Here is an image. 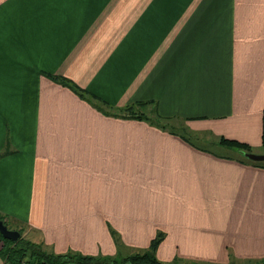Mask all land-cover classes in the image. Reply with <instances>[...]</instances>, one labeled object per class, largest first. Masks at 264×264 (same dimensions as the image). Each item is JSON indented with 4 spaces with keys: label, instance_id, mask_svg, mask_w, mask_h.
<instances>
[{
    "label": "crops",
    "instance_id": "crops-1",
    "mask_svg": "<svg viewBox=\"0 0 264 264\" xmlns=\"http://www.w3.org/2000/svg\"><path fill=\"white\" fill-rule=\"evenodd\" d=\"M263 111L264 0H0V216L56 253L264 260V167L200 145Z\"/></svg>",
    "mask_w": 264,
    "mask_h": 264
},
{
    "label": "trees",
    "instance_id": "trees-1",
    "mask_svg": "<svg viewBox=\"0 0 264 264\" xmlns=\"http://www.w3.org/2000/svg\"><path fill=\"white\" fill-rule=\"evenodd\" d=\"M78 96H87L83 90L77 86L69 85ZM91 99H95L90 97ZM125 113H133V106L126 109ZM137 118H143L142 114L138 113ZM219 146L235 148L237 151L247 152L250 151L248 144L241 143L236 140H230L220 137L217 143ZM261 146L264 147V111L262 115V131H261ZM254 165H259L264 167V163H252ZM0 220L3 217L0 216ZM4 222V220H3ZM6 224V222H4ZM7 226V224H6ZM19 232V231H18ZM110 235L112 232H110ZM20 238L16 242H11L5 240L0 235V243L2 244L1 255L7 264H184L181 260H173L170 263H163L156 258V250L164 238L162 232H157L154 238L149 241L148 247L143 249L144 251L135 252L129 255L121 257L105 256V255H85L77 251H67L65 253H46L44 252L36 243L29 242L22 238L21 233ZM5 254L7 255L5 258ZM105 256V257H103ZM112 257V258H111ZM264 260L252 261L247 263H235L230 264H262ZM205 264H216V263H205Z\"/></svg>",
    "mask_w": 264,
    "mask_h": 264
},
{
    "label": "rangeland",
    "instance_id": "rangeland-1",
    "mask_svg": "<svg viewBox=\"0 0 264 264\" xmlns=\"http://www.w3.org/2000/svg\"><path fill=\"white\" fill-rule=\"evenodd\" d=\"M133 111L135 112H140L143 117H149V119L151 120H155L158 124L161 125H166L163 126V128L168 129L173 131V129L175 128L174 132L179 134L180 136L184 137L186 140H188L189 142H191L192 144H195L198 146L196 140L192 139V138H188L187 133L188 132H192L193 130L184 122L178 123L176 126L172 127V123L170 121H160L158 120L155 115H154V111H153V107L152 106H143V107H139V108H133ZM146 115V116H144ZM147 121V120H146ZM149 124H152V122L148 121ZM154 125V124H153ZM157 127V126H154ZM159 128V127H157ZM160 130H163L161 128H159ZM200 145L206 147L207 149H210L218 154H226L232 157H238V152L237 149L235 148H227V150H223V149H219L216 146L210 145V144H202L200 143ZM248 153L254 154V155H264V147L262 146H258V147H250V151H248ZM248 161L251 163H264V161H252L249 160ZM119 213H122L121 211H118ZM117 212V213H118ZM4 220V219H3ZM5 222V221H4ZM10 222V221H9ZM7 223V228L9 230L12 231H19L21 233L22 238H24V240H28L29 242H35L36 244L38 243V246L46 253H52V254H57L55 252V250H52L51 247L44 245V241L42 242L41 240H37L36 239V231L31 230L30 228H27V225H22L19 223V225H15V224H11V223ZM108 227L110 229V231L113 234L114 240H115V246L119 249H138L140 250L142 248L141 244L139 243H132L130 242V246H127L123 239L120 237V233L117 229H115L110 223H108ZM154 238V237H153ZM152 239V238H151ZM143 250V249H142ZM6 254H5V258H6ZM116 257H121V256H116ZM5 264H7V261H5ZM264 264V263H262Z\"/></svg>",
    "mask_w": 264,
    "mask_h": 264
},
{
    "label": "water",
    "instance_id": "water-1",
    "mask_svg": "<svg viewBox=\"0 0 264 264\" xmlns=\"http://www.w3.org/2000/svg\"><path fill=\"white\" fill-rule=\"evenodd\" d=\"M244 155L252 161H264V155H254L251 153ZM0 235L3 239L11 242H16L20 238L19 232L9 230L3 220H0Z\"/></svg>",
    "mask_w": 264,
    "mask_h": 264
}]
</instances>
